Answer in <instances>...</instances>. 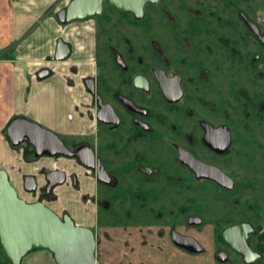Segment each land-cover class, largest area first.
<instances>
[{
    "label": "flooded vegetation",
    "instance_id": "af4514ba",
    "mask_svg": "<svg viewBox=\"0 0 264 264\" xmlns=\"http://www.w3.org/2000/svg\"><path fill=\"white\" fill-rule=\"evenodd\" d=\"M63 24L64 59L76 31L90 35L94 71L68 79L88 102L70 130L49 128L66 153L29 173L34 189L23 176L25 200L49 206L84 172L95 224L57 213L93 229L102 264H264V0H147L140 12L103 0ZM17 146L44 161L29 136ZM53 170L64 179L47 188Z\"/></svg>",
    "mask_w": 264,
    "mask_h": 264
},
{
    "label": "crops",
    "instance_id": "0c3cea01",
    "mask_svg": "<svg viewBox=\"0 0 264 264\" xmlns=\"http://www.w3.org/2000/svg\"><path fill=\"white\" fill-rule=\"evenodd\" d=\"M66 1L0 0V105L7 110L0 120L2 141L5 140L2 132L6 134L7 124L15 117L33 120L51 129L70 130L73 122L67 110L70 102L73 106L75 96L69 91L68 79L72 75L69 65L79 58L94 69L95 58L93 48L87 49L84 28L77 33L80 28L77 27L74 36L78 37L79 46L76 45L73 58L53 59L57 37L69 35L56 17V11ZM42 69H48L49 73L40 76ZM84 73L79 72L80 75ZM50 75L54 76L52 82L46 78ZM74 77L79 81L78 73ZM52 86H58L56 93ZM260 244L264 251V236ZM21 264L57 263L50 250L39 248L30 250Z\"/></svg>",
    "mask_w": 264,
    "mask_h": 264
},
{
    "label": "water",
    "instance_id": "95a60500",
    "mask_svg": "<svg viewBox=\"0 0 264 264\" xmlns=\"http://www.w3.org/2000/svg\"><path fill=\"white\" fill-rule=\"evenodd\" d=\"M147 0H110L120 10L140 12ZM103 0H71L66 8H61L56 17L60 22L81 19L100 12ZM70 47L58 38L55 59L69 55ZM48 72H40V76ZM6 135L13 145L24 137H30L38 148L37 155L62 151L65 146L60 137L51 129L36 121L13 118L6 127ZM59 145L50 149L51 145ZM57 149V150H56ZM61 177L48 184L47 188L63 181V171L53 170ZM28 190L35 188L32 174L24 176ZM0 244L11 264H21L22 258L33 249L50 250L57 264H102L96 257V237L91 227L79 224L68 214L55 212L41 200L27 201L19 196L11 183L5 168L0 167Z\"/></svg>",
    "mask_w": 264,
    "mask_h": 264
},
{
    "label": "rangeland",
    "instance_id": "374dc122",
    "mask_svg": "<svg viewBox=\"0 0 264 264\" xmlns=\"http://www.w3.org/2000/svg\"><path fill=\"white\" fill-rule=\"evenodd\" d=\"M41 15L38 17V20L40 19ZM86 31L88 29L85 28ZM88 40H87V46L90 51H91V45L88 44L90 40V35L88 34ZM78 46V45H77ZM79 47H77L78 49ZM86 52V51H85ZM88 52V51H87ZM84 56H86V53H83ZM74 56V54L72 55ZM71 56V57H72ZM73 58V57H72ZM88 60V59H86ZM78 64H82L79 66ZM79 66V67H78ZM55 67V66H54ZM73 67H75V71L77 70L78 72H88L92 73L93 66L91 64H88L84 59H73V62L71 65H69V71L72 74L71 76L74 77V71ZM46 78H50L49 82H52V79H54L53 75H50ZM57 81V80H56ZM56 93V89L58 86H52ZM69 91L73 93L72 95L75 96L73 98L74 103L77 102L78 106L81 109L85 108V104L88 102V97L85 96L81 90H77L71 87H69ZM64 106V105H63ZM71 102L70 106L68 107V112L69 113H76V110L73 108ZM4 111L7 112L6 108H3V106L0 105V120L3 119V113ZM6 117V114H5ZM4 141L0 139V167L5 168L9 179L11 183L17 188L19 191V194L21 196H26L25 199H34L35 196L32 194L26 192L23 188V176L29 173H38L40 168L45 165V164H50L51 156L49 155H42L44 161H40L38 159H33V160H28L24 158L23 155V150L21 147L12 145V143L9 141L8 137H6L5 132H2ZM63 162H68L67 158H63L59 161V165L63 166ZM69 163V162H68ZM13 167V168H12ZM12 168V169H11ZM68 169H75L71 167L70 164H68ZM43 179L39 178V182H42ZM78 182L79 185L75 186L72 183L64 182L63 184H60L57 189V194L55 196H59V201L55 199H50L47 200V204L56 212L61 213L64 209L68 210V213L74 217L76 221H82L83 223L87 222L89 225H94L95 224V206H87L86 203L83 200L82 197V192L85 194H93L95 187H94V180L89 178L84 172H81L78 176ZM6 258L5 253L3 250L0 248V260L4 261ZM9 264V263H6Z\"/></svg>",
    "mask_w": 264,
    "mask_h": 264
},
{
    "label": "trees",
    "instance_id": "16d2710c",
    "mask_svg": "<svg viewBox=\"0 0 264 264\" xmlns=\"http://www.w3.org/2000/svg\"><path fill=\"white\" fill-rule=\"evenodd\" d=\"M0 248L2 249L1 244H0ZM2 250H3V249H2ZM3 252H4V250H3ZM4 253H5V252H4ZM5 256H6V254H5ZM6 263L11 264V262H10V260H9V258H8L7 256H6V258H5L4 261L0 260V264H6Z\"/></svg>",
    "mask_w": 264,
    "mask_h": 264
}]
</instances>
